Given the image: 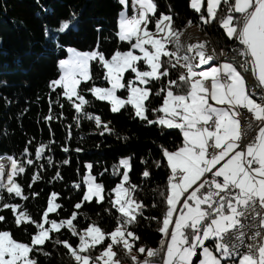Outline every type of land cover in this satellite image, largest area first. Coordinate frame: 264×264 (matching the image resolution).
Listing matches in <instances>:
<instances>
[{
	"label": "snow or ice",
	"instance_id": "1",
	"mask_svg": "<svg viewBox=\"0 0 264 264\" xmlns=\"http://www.w3.org/2000/svg\"><path fill=\"white\" fill-rule=\"evenodd\" d=\"M118 2L127 8L128 0ZM189 7L199 14L202 24L216 22L230 40L242 46L237 52L244 58L239 68L250 71L255 77L257 87L261 89L260 102L254 98L255 92L249 88L237 66L230 62L210 64L215 57L206 51L205 43L188 45L187 51L194 55L180 56L182 33L174 28L171 9L169 14L161 12L157 15L155 0H133V14H120L116 35L120 41L127 42V51L117 49L106 58L99 50L81 53L73 49L72 58L59 61L62 74L50 84L53 90L62 89V95L77 112H84L86 118L94 120L98 127L102 125L104 130L111 132L99 116L87 114L85 110L89 102L82 94L81 84L93 79L91 66L95 62L105 70L104 79L111 86L93 85L88 91L98 100L109 101L112 112L131 105L135 116L141 120L180 130L182 146L175 151L162 150L170 172L166 193H160L166 210L158 231L167 242L162 241L159 250H146L144 246L137 248L130 242L129 238L131 241L140 239L129 226L138 222L137 217L143 216L144 208L133 198L138 186L130 183V158L120 161L125 171L114 172L121 176V181L112 189L115 199L110 203L120 216L114 230L106 233L95 223L82 231L76 230L73 221L78 213L75 211L67 219H50L49 213L62 208L55 203L59 195L55 192L51 193L39 221L33 219L26 209L18 212L23 206L6 202L3 193L6 191L9 196L28 199L15 179L25 172L26 165L9 156L8 166L0 163V210L11 209L17 227L32 224L36 231L31 234L29 242H22L16 240L10 230L0 229V264H38L35 254L41 252L49 256L42 246L53 239L50 234L63 228L77 236L79 243L75 247L67 240L56 239L55 243L68 249L75 264H122L116 258L118 253L114 247H121L132 264H161L155 259L161 251H164L162 264H229V261L233 264H264V0H190ZM71 23V20L61 21L57 31L68 30ZM187 23L191 25L192 21ZM152 24L155 31L149 28ZM173 42L175 51L167 47ZM141 62L149 70H143ZM178 65L186 71L181 72L177 80H168L164 87L153 92L150 85L168 77L169 66L175 69ZM126 73L135 76L127 79ZM174 87H183L184 91L177 93ZM118 89L128 92L126 99L117 96ZM153 94L161 97L163 103L159 108L149 110L145 101ZM239 109H246L251 114L248 129L258 122V132L247 144H242L247 133ZM149 111L164 115L152 120L147 115ZM43 147L36 150L37 159L41 158ZM24 151L28 153L27 148ZM32 164V160H27V165ZM86 167L90 170L92 165ZM156 167H160L159 162ZM56 175L60 178L58 172ZM142 175L147 178L151 174L145 170ZM40 178L35 174L32 181ZM83 183L87 190L83 192L81 202L74 205L76 209H80L84 202L91 203L94 198L96 203L105 200L104 186L96 183L95 177L89 175ZM245 220L256 221L252 227L259 229L247 237L253 241L247 245L244 243ZM0 222H7L3 215H0ZM45 224L50 227L46 228ZM97 246L102 249L93 257L91 250ZM242 246L247 250L241 252ZM133 250L147 254L141 260L132 255Z\"/></svg>",
	"mask_w": 264,
	"mask_h": 264
},
{
	"label": "trees",
	"instance_id": "2",
	"mask_svg": "<svg viewBox=\"0 0 264 264\" xmlns=\"http://www.w3.org/2000/svg\"><path fill=\"white\" fill-rule=\"evenodd\" d=\"M155 2L157 15L161 12L169 14L171 9L177 32L195 26L207 32L219 48L239 44L230 40L216 22L202 24L199 14L189 7L190 0ZM121 9L118 0H0V156L8 155L25 163V172L15 179L28 199L9 196L6 191L3 194L6 202L23 206L18 212L26 209L33 219L39 221L51 193H58L56 201L62 208L49 213L50 219H67L75 211L78 215L73 223L78 231L95 223L108 233L117 226L120 216L110 203L115 197L112 189L121 181V176L114 172L121 173L120 161L131 158L133 166L128 173L129 179L131 184L138 186L133 198L144 208L143 216H138V222L129 227L140 238L134 241L135 247L156 249L164 238L158 231L166 210L160 193H166L170 172L162 150L178 149L183 144L182 133L179 129L141 120L135 116L131 105L114 113L109 101L96 99L88 89L93 85L108 86L109 83L104 79L105 70L95 62L91 66L93 79L81 84L82 94L89 102L85 110L87 114L99 116L111 132L104 130L102 125L98 127L94 120L86 118L84 112H77L62 95V89L50 87L51 81L60 77L59 61L68 56L70 47L82 51L99 50L106 58L117 49H129L127 42L120 41L116 35ZM130 10L129 5L128 12ZM65 20L72 21L70 28L57 31L61 21ZM189 20L191 25L187 23ZM149 28L155 31L154 24ZM168 47L175 51V42ZM172 62L175 63V57ZM185 71L179 65L175 69L169 66V76L150 85L153 92L164 87L168 80H177ZM132 75L127 73L126 76ZM174 91L182 93L184 88L174 87ZM162 103V98L154 94L145 101L149 110L159 108ZM147 115L155 120L163 113L149 111ZM41 146H44L43 152L37 159L35 152ZM65 148L68 151H64ZM27 160H32L33 164L27 165ZM65 160L67 164L63 163ZM157 162L160 167H156ZM88 164L92 165L91 173L97 182L104 186L106 198L102 203H96L94 198L91 203L84 202L80 209H76L74 205L81 202L86 190L83 177ZM145 170L151 174L147 178L142 175ZM57 172L60 178H57ZM35 174L42 178L33 182ZM29 184L32 186L28 187ZM0 215L7 221L0 222V229L10 230L18 241H30L31 234L36 231L34 225L17 227L11 209L0 210ZM50 235L53 239L42 246L50 255L37 252L38 264H75L68 249L57 245L55 240H67L75 247L79 243L78 237L67 228ZM114 248L118 253L116 258L122 264H132L121 247ZM101 249L102 246H97L91 250V255H99ZM145 254H139V258L143 260Z\"/></svg>",
	"mask_w": 264,
	"mask_h": 264
},
{
	"label": "built area",
	"instance_id": "3",
	"mask_svg": "<svg viewBox=\"0 0 264 264\" xmlns=\"http://www.w3.org/2000/svg\"><path fill=\"white\" fill-rule=\"evenodd\" d=\"M132 14H133V10H132L130 15H132ZM241 47L242 46L239 45V49ZM239 49H232V47H230V48H227V50H220V48H218L215 45L214 55L220 56V62L229 61L230 57H238L239 64H240V63L243 62L244 58L237 55V52H238ZM240 70L242 71V73L245 76V78H253V80H254V90H253V92H257V89H260V88L257 87V81L255 80V77L251 76L250 71L249 72H244L242 69H240ZM260 97L261 96H258V102H260ZM239 111L241 112L240 119L242 121V125L244 126V131L247 133V135L243 138L242 144H247V143L251 142L254 139V137L256 136V134L258 132V127L256 125H257L258 122H254L252 129H248L247 128V122H248V119L251 117V114L247 113L246 109H239ZM243 222L245 223L244 231L246 232V238H245V242L244 243H245V245H247V244L253 242L251 239H248L247 237H250L253 234V232H255V231L259 230V229L256 228V227H252V225H254L256 223V221L245 220ZM164 241L166 243L167 242V238H165ZM161 247H162V244H161ZM161 247H160V249H161ZM246 250L247 249L244 246H242L240 248L241 252H244ZM163 257H164V251H161L160 255L158 257H156L155 259L157 261L161 262V264H162Z\"/></svg>",
	"mask_w": 264,
	"mask_h": 264
},
{
	"label": "rangeland",
	"instance_id": "4",
	"mask_svg": "<svg viewBox=\"0 0 264 264\" xmlns=\"http://www.w3.org/2000/svg\"><path fill=\"white\" fill-rule=\"evenodd\" d=\"M132 2H133V0H131V3L129 4V0H128V6H127V8H125L124 6H122V9H121V11H120V14L122 13V12H125L127 15H130L131 14V12H132ZM129 5H130V12H128V9H129ZM120 14H119V16H120ZM191 34H194V35H196V34H199V35H196L197 36V39L196 40H198V38H202V39H207V38H209L212 42H213V44L214 45H216V43L214 42V40L210 37V35L207 33V32H204V31H202L199 27H195V26H190V27H187L186 29H184L183 30V32H182V35L180 36V42H181V45H182V47L180 48V50L181 51H179V55L180 56H184V55H189V56H191V52H188L186 49H187V46L189 45V40H188V38H192V36H190ZM185 42L187 43V45H186V48H185ZM168 47V46H167ZM169 48V47H168ZM219 48V47H218ZM76 50V52H81V53H83V52H90V51H82V50H78V49H76V48H69L68 49V56L64 59V60H67V59H70V58H72V56H73V52L71 51V50ZM169 50H170V48H169ZM93 51V50H92ZM136 54H140L139 52H138V50H133ZM193 56V55H192ZM181 62H183V60H181ZM222 62H224V61H222ZM227 62H229V61H227ZM219 63H221V62H219ZM232 63V62H231ZM212 64H215V63H212ZM234 64V63H233ZM237 66V65H236ZM140 67L143 69V70H149L148 69V66L147 65H145V64H143L142 62H141V65H140ZM204 67H207V66H204ZM238 67V66H237ZM240 69V68H239ZM60 70H61V74H62V69L60 68ZM242 72V71H241ZM61 74H60V76H61ZM243 74V73H242ZM125 75H127V73L125 74ZM134 76H135V74L133 73V75L132 76H126L127 77V79H133L134 78ZM60 78V77H59ZM58 78V79H59ZM138 83V82H137ZM111 85L109 84L108 86H104V87H110ZM98 87H102V86H98ZM117 96H119V97H121L122 99H126L127 98V96H128V92L126 91V90H124V89H118L117 90ZM73 99H75V97L73 98ZM78 102V101H77ZM164 115V114H163ZM1 159H4V158H1ZM131 159V158H130ZM119 166H120V163H119ZM131 169H132V167H131ZM120 170H121V173L123 172V171H125V169L122 167V166H120ZM89 175H91L92 177H95L92 173H91V169L89 170L88 168H87V171H86V173H85V175H84V177H83V181H84V179L86 178V177H88ZM95 181H96V183H98L97 182V180H96V178H95ZM85 186H86V190H87V185L85 184ZM125 186H127V185H125ZM85 190V191H86ZM114 199H115V197H114ZM55 203H57V201H55ZM74 224V223H73ZM45 227L47 228V227H50V225L49 226H47V224H45ZM77 230V229H76ZM130 239V242H133L134 243V241H131V238H129ZM159 244V243H158ZM214 250V249H213ZM114 251H115V248H114ZM217 256H219V253H215ZM132 255H136V256H138L139 257V253L138 252H136L135 250H133V252H132ZM145 256H146V254H145ZM164 258V257H163ZM230 263H232V262H230L229 261V264Z\"/></svg>",
	"mask_w": 264,
	"mask_h": 264
},
{
	"label": "bare ground",
	"instance_id": "5",
	"mask_svg": "<svg viewBox=\"0 0 264 264\" xmlns=\"http://www.w3.org/2000/svg\"><path fill=\"white\" fill-rule=\"evenodd\" d=\"M196 35H199V34H196ZM196 35H194V34H191L190 36H192V38H188V40H189V45L190 44H198V43H201V42H203V43H205V45H206V51L209 53V54H212V55H214V50H215V45L213 44V42L209 39V38H207V39H202V38H198V40H196L197 39V36ZM186 45H187V43L185 42V48H186ZM232 47V49H239V44H237V45H233V46H231ZM187 50V49H186ZM220 50H227V48H220ZM192 55H194V53H192L191 54V56ZM214 60L213 61H211L210 62V64L211 63H219L220 62V56H218V55H214ZM229 62H232V63H234L235 65H237L238 67H239V59H238V57H230L229 58ZM246 80L248 81V85H249V88L253 91L254 90V80H253V78H246ZM258 96H261V89H257V92H255V96H254V98L255 99H257V101H258ZM0 163H4L6 166H8L9 164H10V162L7 160V158H4V159H1L0 158ZM166 237H164L163 239H162V241H164V239H165ZM161 241V242H162ZM160 247H161V244H160V246L158 247V248H156V249H160ZM160 255V254H159ZM158 257V256H157Z\"/></svg>",
	"mask_w": 264,
	"mask_h": 264
},
{
	"label": "crops",
	"instance_id": "6",
	"mask_svg": "<svg viewBox=\"0 0 264 264\" xmlns=\"http://www.w3.org/2000/svg\"><path fill=\"white\" fill-rule=\"evenodd\" d=\"M224 62H227V61H224ZM224 62H221V63H224ZM231 63V62H230ZM212 64V63H211ZM215 64H220V63H215ZM235 65V64H234ZM236 66V65H235ZM237 69L239 70V71H241L240 69H239V67H237ZM241 74H242V72H241ZM243 75V74H242ZM210 103H213L214 104V102H212V101H210ZM214 106H218V105H214ZM182 146V145H181ZM180 146V147H181ZM173 151H175V150H173ZM130 164H131V167L133 166V164H132V159H130ZM146 254H147V252H146ZM237 260H238V258H237ZM230 262H232V261H230ZM230 264H233V262L232 263H230Z\"/></svg>",
	"mask_w": 264,
	"mask_h": 264
},
{
	"label": "water",
	"instance_id": "7",
	"mask_svg": "<svg viewBox=\"0 0 264 264\" xmlns=\"http://www.w3.org/2000/svg\"><path fill=\"white\" fill-rule=\"evenodd\" d=\"M9 157L8 155L0 156V158H7Z\"/></svg>",
	"mask_w": 264,
	"mask_h": 264
}]
</instances>
